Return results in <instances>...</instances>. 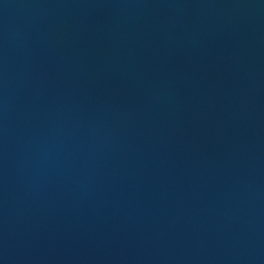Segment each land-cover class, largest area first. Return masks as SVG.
Wrapping results in <instances>:
<instances>
[{
	"label": "water",
	"instance_id": "obj_1",
	"mask_svg": "<svg viewBox=\"0 0 264 264\" xmlns=\"http://www.w3.org/2000/svg\"><path fill=\"white\" fill-rule=\"evenodd\" d=\"M0 264H264V0H0Z\"/></svg>",
	"mask_w": 264,
	"mask_h": 264
}]
</instances>
